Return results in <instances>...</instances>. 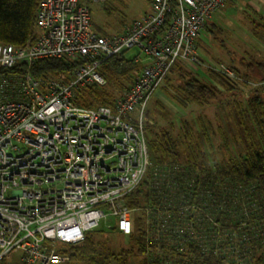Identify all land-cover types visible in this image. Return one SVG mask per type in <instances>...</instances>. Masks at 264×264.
I'll list each match as a JSON object with an SVG mask.
<instances>
[{
    "label": "built area",
    "instance_id": "built-area-1",
    "mask_svg": "<svg viewBox=\"0 0 264 264\" xmlns=\"http://www.w3.org/2000/svg\"><path fill=\"white\" fill-rule=\"evenodd\" d=\"M104 1L39 0L36 38L0 44V264L14 255L67 264L66 248L101 223L131 234L125 201L151 167L146 106L172 69L198 71V38L227 0H150V11L112 36L92 29L88 2ZM133 48L134 78L113 108L75 102L79 88L106 84L102 62ZM43 59L78 65L66 83L36 78L28 69ZM211 68L237 80L224 64Z\"/></svg>",
    "mask_w": 264,
    "mask_h": 264
},
{
    "label": "trees",
    "instance_id": "trees-1",
    "mask_svg": "<svg viewBox=\"0 0 264 264\" xmlns=\"http://www.w3.org/2000/svg\"><path fill=\"white\" fill-rule=\"evenodd\" d=\"M38 4L39 0H0V44L20 47L36 38ZM106 11L109 12V8ZM210 27L213 26L206 24L205 32L211 30ZM255 27L264 29V22H258ZM77 65L61 59H43L36 61L28 71L36 78L53 77L66 83ZM101 65L105 79L110 80V88L81 87L74 94L77 104L86 108L114 107L117 98L113 93L122 89L118 77L130 74L132 61L110 58ZM114 65L118 72L111 69ZM177 68L171 73L178 71L184 82L178 91L185 101L198 106L225 94L241 96L244 93L240 86L248 88L254 75L259 77L257 85L264 84V62L253 57L240 59L237 68L229 67L237 76L235 82L210 67L202 79L190 77ZM18 70L25 72L27 68L21 66ZM258 86L249 88L247 97L244 95L249 118L258 135L257 146L248 148L245 157L227 153L223 169L215 170L206 166L199 146L188 144L182 161L177 142L169 132L151 131L150 173L125 201L133 211L131 234L121 235L116 227L89 231L82 242L69 246L66 254L72 263L128 264L130 252L124 248L109 258H99L98 249L103 245L96 236L107 231L125 236L130 244L137 246L135 255H148L151 264H264V226L256 238L247 241L233 235L245 225L243 230H247L248 238V229L258 226V213L264 212V97ZM185 130L188 137L187 125ZM221 137L227 144L226 137ZM167 158L172 161H166ZM247 203L252 206L244 210L242 207L246 208ZM2 264L8 263L3 261ZM10 264L20 262L15 260Z\"/></svg>",
    "mask_w": 264,
    "mask_h": 264
},
{
    "label": "rangeland",
    "instance_id": "rangeland-1",
    "mask_svg": "<svg viewBox=\"0 0 264 264\" xmlns=\"http://www.w3.org/2000/svg\"><path fill=\"white\" fill-rule=\"evenodd\" d=\"M259 9L255 0H232L229 1L224 10V17L214 14V28L205 32L202 30L198 38L197 52L201 65L196 73L181 69L183 73L190 77L202 79L206 74L207 67H214L218 64L227 65L230 68H237L238 62L242 58L253 57L258 61L264 62V29L255 27L259 22L254 8ZM236 4V5H235ZM226 5V4H225ZM90 8L92 29L100 34L112 36L122 35L126 26H129L132 20L139 18L144 13L150 11V0H106L100 3L88 2ZM109 8V12L106 9ZM230 9V10H229ZM217 30V31H216ZM126 59L131 60L138 56L136 48L124 53ZM116 65L112 66L113 72ZM138 67H136L137 69ZM118 72V70H116ZM98 72L102 74L104 70L99 66ZM133 69L125 77H118V83L122 89L116 90L113 96L117 99L128 89L134 78ZM174 71L170 73L161 87L148 102L143 122L146 125L147 141L149 147L150 132H159L160 130L169 132L171 137L177 142L180 159L188 152V144L192 143L203 150L202 160L206 166L213 167L215 170L223 169L224 157L231 153L235 157H245L248 148L255 147L258 144V135L256 129L249 118V106L245 100L244 94L231 96L221 95L215 101L204 103L201 106L191 104L184 100L178 87L183 85V79ZM72 74V73H71ZM71 74L68 77H71ZM258 75H254L251 83H257ZM189 78V77H186ZM255 79V80H254ZM67 80V81H68ZM106 80V79H105ZM204 81V80H202ZM259 85V84H258ZM110 88V80H106L103 87ZM264 97V84L258 86ZM241 89V88H240ZM242 90V89H241ZM249 92V88H246ZM244 92V90H242ZM250 94V93H248ZM185 125L190 130V135H185ZM225 136L227 144H224L222 137ZM154 158V157H153ZM152 158V159H153ZM166 161H172L167 158ZM250 203H247L244 210L249 209ZM241 211V210H240ZM242 212V211H241ZM248 215V211H245ZM248 217V216H247ZM258 226L251 227L250 236L247 238L246 226L242 225L239 232H233L236 237L241 239L256 238L263 230L264 212L258 213ZM107 230L104 223H101L96 230ZM232 233V231H231ZM122 235V234H121ZM97 241L101 242L103 248L98 249L99 258L106 259L110 255L117 254L121 248L129 251L128 264H151L148 255H135L136 247L130 244L125 236L107 232L97 235ZM69 247L66 248L65 253ZM68 255V254H66ZM67 264H73L68 255ZM18 261L16 255L6 260L8 264L12 261Z\"/></svg>",
    "mask_w": 264,
    "mask_h": 264
},
{
    "label": "crops",
    "instance_id": "crops-1",
    "mask_svg": "<svg viewBox=\"0 0 264 264\" xmlns=\"http://www.w3.org/2000/svg\"><path fill=\"white\" fill-rule=\"evenodd\" d=\"M229 1H232V0H227L226 1V5H224V7L220 10V11H218L217 13H215V16L216 15H218V16H221V17H224L223 15H224V10H225V8L226 7H228V6H231V4H229L228 6H227V4L229 3ZM256 1V3H257V5H259V9H255L254 7H253V5H251V3H250V1H249V5L252 7V8H254V10H255V14H256V16H258V18H259V22L260 21H263L264 22V0H255ZM234 2H235V0H234ZM236 5V4H235ZM230 10V9H229ZM215 16H213L212 17V19L207 23V24H211L213 27H216V25H214L213 23H214V21H213V18L215 17ZM212 28V27H211ZM203 30H205V27H204V29ZM202 32V31H201ZM198 45V44H197ZM197 74V73H196Z\"/></svg>",
    "mask_w": 264,
    "mask_h": 264
}]
</instances>
